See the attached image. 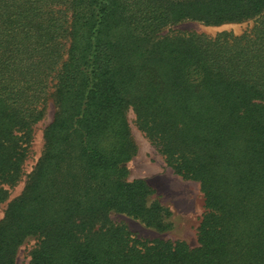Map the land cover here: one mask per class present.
I'll return each mask as SVG.
<instances>
[{
	"label": "trees",
	"instance_id": "obj_1",
	"mask_svg": "<svg viewBox=\"0 0 264 264\" xmlns=\"http://www.w3.org/2000/svg\"><path fill=\"white\" fill-rule=\"evenodd\" d=\"M250 22L241 35L167 28ZM44 147L21 193L34 126ZM136 128L199 184L197 246L144 240L170 216L122 167ZM0 264H264V0H0Z\"/></svg>",
	"mask_w": 264,
	"mask_h": 264
},
{
	"label": "rangeland",
	"instance_id": "obj_2",
	"mask_svg": "<svg viewBox=\"0 0 264 264\" xmlns=\"http://www.w3.org/2000/svg\"><path fill=\"white\" fill-rule=\"evenodd\" d=\"M250 26V22L212 27L186 21L163 30L161 34L164 35L170 31H180L183 33L202 34L212 38L223 32L241 35ZM54 113L55 108L50 102L43 119L34 126L29 158L24 166V175L22 181L9 190L10 200L21 193L26 177L40 158L44 147L43 132L51 123ZM126 119L131 139L136 148L135 156L122 166L128 172L127 180H142L151 188L153 191L152 200L157 201L170 214L164 221L165 224H170V227L164 231H159L146 227L141 222L124 214L114 212L109 213V219L117 225L125 226L133 236L140 239L179 241L185 242L191 248L196 247L197 229L204 210L199 184L191 180L182 179L165 165L160 154L136 128L135 116L130 109L126 111ZM5 208V204L0 205V220L3 217ZM36 243L37 238L30 237L26 239L17 249L15 264H28L30 252Z\"/></svg>",
	"mask_w": 264,
	"mask_h": 264
}]
</instances>
